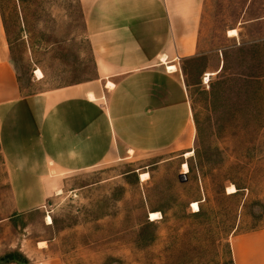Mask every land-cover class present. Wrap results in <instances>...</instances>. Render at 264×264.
I'll list each match as a JSON object with an SVG mask.
<instances>
[{"label":"rangeland","instance_id":"obj_1","mask_svg":"<svg viewBox=\"0 0 264 264\" xmlns=\"http://www.w3.org/2000/svg\"><path fill=\"white\" fill-rule=\"evenodd\" d=\"M0 16L24 95L96 76L79 0H0ZM182 69L189 139L65 172L41 209L19 215L0 152V264H236V237L264 230V0H203Z\"/></svg>","mask_w":264,"mask_h":264},{"label":"crops","instance_id":"obj_2","mask_svg":"<svg viewBox=\"0 0 264 264\" xmlns=\"http://www.w3.org/2000/svg\"><path fill=\"white\" fill-rule=\"evenodd\" d=\"M79 1L96 76L34 95L22 93L0 16V152L19 215L41 209L65 172L162 152L192 132L182 65L198 56L203 0ZM233 254L264 264V230L236 237Z\"/></svg>","mask_w":264,"mask_h":264},{"label":"bare ground","instance_id":"obj_3","mask_svg":"<svg viewBox=\"0 0 264 264\" xmlns=\"http://www.w3.org/2000/svg\"><path fill=\"white\" fill-rule=\"evenodd\" d=\"M229 34H230V35H233V37H234V36L237 35V31H236V30H230ZM164 61H165V60H164ZM168 70H169V71H175L176 68L170 66V67L168 68ZM37 75L39 76V78H42V77H43V73H42L40 70L37 71ZM207 75H208V77H211V76L214 75V73H209V74H207ZM109 87L112 88L113 85H112V84H109ZM91 97L93 98V96H91ZM131 152H132V151H131ZM191 154H192V152H189V153L186 154V156L188 157V156H190ZM188 172H189V167H188L187 164H184V165H183V173L186 174V173H188ZM147 176H148V174H142V175H141V179H142V181H144V180L147 178ZM234 192H236V189H235L234 186H232L231 188H229V193H234ZM192 208H193L194 212H198V211L200 210L199 203L194 202V203L192 204ZM160 217H161V214L158 213V212H151V213H150V220H151V221H155L156 219H159ZM52 223H53V222H52V218H51V217H48V218H47V224L50 225V224H52ZM43 245H44V244H43Z\"/></svg>","mask_w":264,"mask_h":264},{"label":"trees","instance_id":"obj_4","mask_svg":"<svg viewBox=\"0 0 264 264\" xmlns=\"http://www.w3.org/2000/svg\"><path fill=\"white\" fill-rule=\"evenodd\" d=\"M27 261V260H26ZM19 264H26V262L25 261H19Z\"/></svg>","mask_w":264,"mask_h":264},{"label":"built area","instance_id":"obj_5","mask_svg":"<svg viewBox=\"0 0 264 264\" xmlns=\"http://www.w3.org/2000/svg\"><path fill=\"white\" fill-rule=\"evenodd\" d=\"M169 71V70H168Z\"/></svg>","mask_w":264,"mask_h":264}]
</instances>
